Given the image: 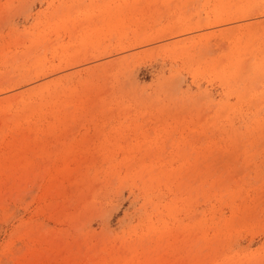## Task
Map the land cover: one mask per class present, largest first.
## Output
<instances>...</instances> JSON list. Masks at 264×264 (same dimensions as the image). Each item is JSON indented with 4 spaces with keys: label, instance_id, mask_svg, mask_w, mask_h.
Listing matches in <instances>:
<instances>
[{
    "label": "rangeland",
    "instance_id": "obj_1",
    "mask_svg": "<svg viewBox=\"0 0 264 264\" xmlns=\"http://www.w3.org/2000/svg\"><path fill=\"white\" fill-rule=\"evenodd\" d=\"M0 264H264V0H0Z\"/></svg>",
    "mask_w": 264,
    "mask_h": 264
}]
</instances>
